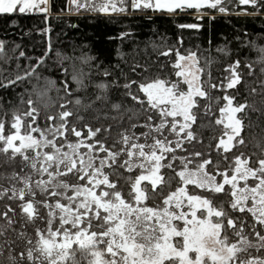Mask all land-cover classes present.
Returning <instances> with one entry per match:
<instances>
[{
	"label": "snow or ice",
	"instance_id": "1",
	"mask_svg": "<svg viewBox=\"0 0 264 264\" xmlns=\"http://www.w3.org/2000/svg\"><path fill=\"white\" fill-rule=\"evenodd\" d=\"M54 9V0H0V14L42 13L48 19ZM81 10L192 12L197 20L236 13L264 19V0H66L55 14ZM178 27L199 29L202 24ZM38 31L50 34L51 25ZM128 35L122 31L119 38ZM250 35L245 28L236 39L255 49L256 56L248 59L238 54L224 65L226 76L218 80H213L210 69L205 71L193 50L181 52L164 45L157 51L158 56L174 57L178 79L173 80L150 76L149 66L139 63L129 66L127 73L116 74L110 62L105 64L97 56L54 49L51 35L39 54L0 36V92L15 93L19 99L10 118L8 110L0 115L4 157L0 163L18 160L19 167V171L0 173L8 179L7 186L0 184V201H5L0 207V264H264V156L253 160L242 152L233 153L229 167L222 168L211 155V144L205 154H177L178 149L186 151L185 142L197 139L193 125L200 109L210 114V104H202L201 98L210 99L213 89L236 90L245 68L252 74L259 65L264 73V44L258 43L264 32L253 39ZM182 42L181 36L178 43ZM153 47L161 46L154 43ZM222 51L230 55L227 47ZM117 55L126 53L121 50ZM212 62L206 60L208 65ZM50 71L53 75H46ZM33 78L44 84L28 88ZM258 82L264 86V80ZM90 86L94 95L86 101L79 93H87ZM52 89L58 100L52 98ZM223 99L226 103L219 108L216 123L223 124L224 131L215 149L227 159L230 150L244 143L243 117L251 105L227 92ZM97 101L101 106L110 104L116 114L113 119L119 116L122 121L128 112H132L129 121L136 118L129 128H120L111 144L113 125L92 122L98 121L99 109L91 121L81 114V109L87 111ZM53 107L56 110L49 111ZM141 110L143 120L136 115ZM138 125L147 130L134 131ZM165 130L174 144L163 136ZM177 160L179 164H173ZM165 167L177 177L176 187L167 194L157 189L165 183L161 172ZM120 168L139 170L138 175L124 177L130 182L127 191L117 186L123 175ZM217 193H230L227 207L223 200L213 202ZM157 196H162V203H147Z\"/></svg>",
	"mask_w": 264,
	"mask_h": 264
},
{
	"label": "trees",
	"instance_id": "2",
	"mask_svg": "<svg viewBox=\"0 0 264 264\" xmlns=\"http://www.w3.org/2000/svg\"><path fill=\"white\" fill-rule=\"evenodd\" d=\"M54 2L57 5V9H54L53 15L48 19H45L42 13L0 14V36L6 35L7 38L22 44L25 46L24 50L30 54L32 52L39 54L45 48L48 36L51 35L54 49H63L70 55L75 50L76 56H79L81 52L97 56L105 64L110 62L112 71L116 74H119L121 70L127 73L129 66H135L139 63L149 66L148 75L153 77L161 75L170 77L173 80L178 79L175 75L177 69L172 63L174 57L171 54L169 58L158 56L157 51H162L164 45L179 48L181 52L193 50L200 57V63L205 67V71L210 69L213 80H218L226 76L224 65L230 62L232 58L241 54L248 59H252L257 54L255 49H250L247 45L237 41L236 37L240 35L241 30L247 28L252 33L249 39H253L259 36L261 32H264V19L249 18L236 13H216L214 19L205 16L203 20H197L192 12L172 14L161 11H148L145 13L130 11L128 13L105 14L81 10L80 12L62 11L57 16L55 14L56 10L63 7L66 0H54ZM13 21H15L14 24L12 23ZM181 23H201L202 27L199 29H181L178 27V24ZM48 25H51L50 34L38 31V29L46 28ZM122 31L129 33L124 39L119 38V33ZM181 36L183 37V42L178 43ZM154 43L161 47L159 49L154 48ZM258 43L264 44V39H260ZM225 47L230 50V55L222 51ZM121 50L126 53L124 57L117 55ZM9 55L13 54L9 53ZM209 59L213 61L211 65L206 63V60ZM116 65H119V67H116ZM160 65H163V67L161 68ZM12 66L14 67V61ZM3 67L8 68L9 65L3 64ZM139 71L140 69L137 68V72ZM93 72H95V69H93ZM4 74L7 75L6 72ZM46 75H53V73L50 71ZM97 78V76H93V79ZM260 80H264V73L260 71L259 65L256 66L252 74H249L248 69L245 68L244 79L236 86V90L213 89L211 90L210 99L201 98L202 104H210V114H204L203 109H200L201 116H198L196 123L193 125V130L197 133V139L192 140L191 143L185 142L184 149L186 151L178 149L177 154L187 155L188 152L193 151H201L202 154H205L207 153L208 145L211 144V155L214 160L219 159L221 161L222 168L229 167L233 153L239 154L242 152L245 156H251L253 160L264 156V86L258 82ZM43 84V80L37 82L33 78L32 84H27L26 86L32 88L35 85L38 88ZM253 88L256 89L255 92L251 91ZM225 92L235 96L236 101L246 98L251 105V107L246 109L243 117L244 128L241 135L244 137V143L230 150L227 153V159L224 158L225 154L223 152L218 153L215 149V143L224 131V125L217 124L216 117L220 114L219 108L226 103L223 99ZM79 94L85 96L86 101L94 95L91 86L87 93L81 91ZM51 96L54 100H58L55 89H52ZM217 96L220 97L219 100L216 99ZM9 99H11L12 103L8 102ZM0 104H2L0 115H3L4 111L8 110V117L10 118L11 109L14 106H19V99L15 93L0 92ZM56 107H58V104ZM56 107L49 109V111H55ZM97 108L100 112L99 119L92 122L113 125L112 134L108 137L109 144L113 143L115 137L119 134L120 128H129L131 123H136L135 117L132 121L128 120V116L132 115V112L125 113L122 121L119 116L113 119L112 116L116 114L111 109L110 104L105 103L101 106L99 101L87 111L81 109V114L91 121L93 117L98 115L95 110ZM43 111L42 109L41 117L39 118L42 126L44 124ZM104 112H109L111 115L106 118L102 115ZM133 112H136V108H133ZM136 115L141 120L145 118L143 110L137 112ZM165 127L167 129L168 126ZM7 129L8 126L6 125V132ZM146 130L138 125L134 131ZM163 136L173 140V144L175 143L172 135L167 130L164 131ZM200 137L203 138L202 141ZM69 138L74 139L75 137L73 135ZM57 140H60V138L57 137ZM141 142H143V137H141ZM117 146L119 147L120 145L117 144ZM3 159V155L0 154V161H3ZM167 159L168 157L166 156L165 160L167 161ZM188 159L198 160L199 157L188 156ZM173 164H179V161H173ZM13 168L19 171L18 160L17 163H0V173L11 172ZM27 170L25 169V171ZM119 171L123 175L118 177L120 183L117 186H122L127 191L130 182L126 181L124 177L138 175L139 170L133 169L129 172L126 168H120ZM161 172L164 173L163 179L165 183L158 185L157 189L163 194H167L168 191L176 187L177 177L173 169L165 167L161 169ZM169 180H171L170 184L167 183ZM0 184L8 185L6 176H0ZM189 190L192 191L193 186L190 185ZM197 190L201 194H207L205 190ZM38 198H42L39 193ZM212 198L215 204H219L221 200L225 201V206L227 207V201L231 197L230 193H217ZM4 202L0 201V207H2ZM147 203H162V196H157L155 202L150 199ZM31 230L30 226L29 231Z\"/></svg>",
	"mask_w": 264,
	"mask_h": 264
},
{
	"label": "flooded vegetation",
	"instance_id": "3",
	"mask_svg": "<svg viewBox=\"0 0 264 264\" xmlns=\"http://www.w3.org/2000/svg\"><path fill=\"white\" fill-rule=\"evenodd\" d=\"M45 210L43 208H41V212L43 213ZM77 255H79V253H77ZM82 264H86V261H82Z\"/></svg>",
	"mask_w": 264,
	"mask_h": 264
}]
</instances>
